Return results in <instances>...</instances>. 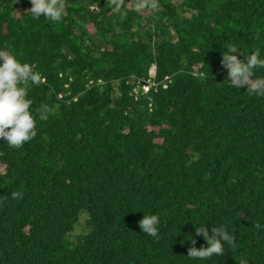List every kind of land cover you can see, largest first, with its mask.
Segmentation results:
<instances>
[{
  "label": "clouds",
  "instance_id": "obj_1",
  "mask_svg": "<svg viewBox=\"0 0 264 264\" xmlns=\"http://www.w3.org/2000/svg\"><path fill=\"white\" fill-rule=\"evenodd\" d=\"M29 12L35 19L41 15L44 18L59 23L63 19L66 8V0H30ZM112 9L119 14L121 19L126 18L124 10L125 0H108ZM159 0H134V8L140 12L144 8L157 9ZM239 50V54H238ZM243 55L246 59H241ZM221 67L227 72L225 82L230 87L246 88V93L264 97V77H257L256 70L264 68V58L258 53H242L238 47L230 46L221 53ZM25 81L33 84L40 82V75L33 71L32 66L22 62L13 51L5 46L0 49V139L12 148H22L26 142L36 137V118L32 111V101L27 98V90L22 86ZM224 82V83H225ZM53 109L47 104L40 105L35 110L41 118L46 119ZM22 193L12 191V199L22 198ZM160 223L156 214H145L138 221L141 231L148 236L158 239ZM196 236H203L206 246L196 247V239L191 237V246L187 250V256L194 260H209L211 257L223 256L225 244L231 248L235 247V236L230 234L224 226H213L211 234L205 223L194 224ZM260 228L259 223L255 224ZM239 264H247L241 260Z\"/></svg>",
  "mask_w": 264,
  "mask_h": 264
}]
</instances>
